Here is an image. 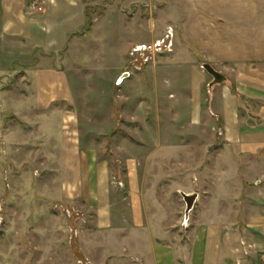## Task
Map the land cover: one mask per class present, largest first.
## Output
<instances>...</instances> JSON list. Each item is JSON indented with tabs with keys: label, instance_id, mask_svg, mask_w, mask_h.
I'll return each mask as SVG.
<instances>
[{
	"label": "crops",
	"instance_id": "crops-1",
	"mask_svg": "<svg viewBox=\"0 0 264 264\" xmlns=\"http://www.w3.org/2000/svg\"><path fill=\"white\" fill-rule=\"evenodd\" d=\"M136 1L169 5L191 115L216 138L199 170L192 157L186 164L187 177L202 181L200 192H180L197 194L189 218L185 209L189 227L169 224L161 196L172 190L143 186L140 159L137 169L128 162L122 191L96 140L84 136L79 113L67 107L76 97V51L62 52L82 25L83 0H52L46 16L27 11L23 0H0V27L20 44L22 68L16 84L23 89L0 92L20 88L12 110L24 125L9 126L10 158L41 165L43 200L89 213L94 236L105 237L89 246L104 244L121 264H264V0ZM205 63L225 75L223 83L210 86Z\"/></svg>",
	"mask_w": 264,
	"mask_h": 264
},
{
	"label": "rangeland",
	"instance_id": "rangeland-1",
	"mask_svg": "<svg viewBox=\"0 0 264 264\" xmlns=\"http://www.w3.org/2000/svg\"><path fill=\"white\" fill-rule=\"evenodd\" d=\"M23 1L34 15H49L52 0ZM33 3L42 9H34ZM169 8L136 0H83L82 25L62 54L76 51L74 58L70 55L76 97L67 107L79 113L84 136L96 140L113 177L124 182L119 183L122 191L128 162L137 169V159L143 186L171 189L161 196L163 210L169 224L178 223L180 230L189 227L183 222L186 203L180 192L202 190L200 177H187L186 164L192 157L199 170L214 150L208 141L216 138L210 124L191 115L193 104L183 92L186 69L175 61ZM18 45L0 27V92L19 85ZM19 89L0 94V264H121L122 259L105 254L104 244L89 246L90 240L105 239L94 236L89 213L43 200L41 165L16 164L10 158L5 140L9 126L24 125L12 110ZM157 172L161 174L155 179Z\"/></svg>",
	"mask_w": 264,
	"mask_h": 264
},
{
	"label": "water",
	"instance_id": "water-1",
	"mask_svg": "<svg viewBox=\"0 0 264 264\" xmlns=\"http://www.w3.org/2000/svg\"><path fill=\"white\" fill-rule=\"evenodd\" d=\"M204 69L213 76V81L211 82L210 86H213L214 84L217 83H223V81L225 80V75H223V73L219 72L218 70H216L215 68H213L210 64L205 63L204 65ZM124 76H127V74H124ZM183 198L185 200L186 203V217L189 218V213L192 210L195 201L197 199V194L196 193H182Z\"/></svg>",
	"mask_w": 264,
	"mask_h": 264
},
{
	"label": "built area",
	"instance_id": "built-area-1",
	"mask_svg": "<svg viewBox=\"0 0 264 264\" xmlns=\"http://www.w3.org/2000/svg\"><path fill=\"white\" fill-rule=\"evenodd\" d=\"M34 9H39V10H41L42 8L39 6H37V3H33V6H32ZM157 46H162V44H161V42H158V44H157ZM170 47H172V44L170 43V45H169ZM185 223H187V222H185Z\"/></svg>",
	"mask_w": 264,
	"mask_h": 264
}]
</instances>
